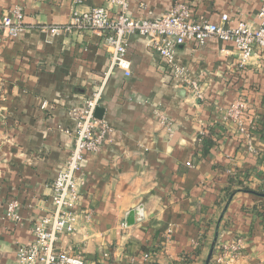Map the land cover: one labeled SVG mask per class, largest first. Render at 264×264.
Returning a JSON list of instances; mask_svg holds the SVG:
<instances>
[{
  "label": "crops",
  "instance_id": "0c3cea01",
  "mask_svg": "<svg viewBox=\"0 0 264 264\" xmlns=\"http://www.w3.org/2000/svg\"><path fill=\"white\" fill-rule=\"evenodd\" d=\"M109 1L0 0V21L19 7L27 27L17 38L0 31V264H15L17 247L49 215L75 140L72 112L99 91L113 132L80 172L81 210L94 218L62 236L57 249L74 247L87 264H206L217 239L209 263L217 264L220 247L240 236L245 248L233 264H264V55L241 67L232 42L180 46L178 63L203 86L198 100L146 38H128L132 74L125 77L111 67L106 34L52 37L39 28L68 25L74 10ZM176 1L137 0L129 16L161 17ZM181 1L195 20L221 24L228 15L225 27L258 24L261 0ZM242 96L255 115L257 154L223 121ZM14 200L17 220L5 216Z\"/></svg>",
  "mask_w": 264,
  "mask_h": 264
},
{
  "label": "built area",
  "instance_id": "2783aa9c",
  "mask_svg": "<svg viewBox=\"0 0 264 264\" xmlns=\"http://www.w3.org/2000/svg\"><path fill=\"white\" fill-rule=\"evenodd\" d=\"M134 1L137 0H110L107 7H98L87 12L74 10L68 25L39 28L52 37L78 31L106 34L105 43L111 53V67L121 71L125 77L132 74L128 38L132 35L146 38L174 77L186 85L198 100L204 99V89L200 81L194 79L178 63L177 49L180 46L194 43L204 47L212 38L232 42L236 46L241 67L250 66L264 55V0H261L257 25L239 22L235 27H225L230 22L228 15H222L221 24L195 20L189 5L181 0H177L172 11L166 15L136 19L129 16L130 5ZM113 13L115 16H112ZM24 20L23 9L16 7L1 19L0 31L8 38H17L26 31ZM101 95V91L94 93L86 100L82 109L72 112L76 125L75 140L69 158L57 173L52 186V209L49 215L33 224L32 241L17 247L15 264H87L85 257L74 247L58 250L57 243L64 235L79 233L83 223L91 224L94 218L93 211L81 210L84 183L80 172L85 157L88 154L101 153L113 132L108 123L95 116ZM223 121L228 129L240 136L248 153L257 154L258 150L253 141L256 131L255 115L245 96L240 97L226 110ZM18 208L19 203L11 201L6 206L5 216L8 219H19ZM244 248V239L240 236L234 237L220 247L216 263H235ZM150 259L151 255L146 253L144 260Z\"/></svg>",
  "mask_w": 264,
  "mask_h": 264
},
{
  "label": "water",
  "instance_id": "95a60500",
  "mask_svg": "<svg viewBox=\"0 0 264 264\" xmlns=\"http://www.w3.org/2000/svg\"><path fill=\"white\" fill-rule=\"evenodd\" d=\"M103 113H104V110L103 109L97 108L96 113H95L96 118H98L99 120H102ZM216 244H217V239L215 240V242L212 245V249H211V252H210V255L208 257V260H207V263L206 264H209L210 263V260L212 258V255H213V252H214V249H215Z\"/></svg>",
  "mask_w": 264,
  "mask_h": 264
},
{
  "label": "trees",
  "instance_id": "16d2710c",
  "mask_svg": "<svg viewBox=\"0 0 264 264\" xmlns=\"http://www.w3.org/2000/svg\"><path fill=\"white\" fill-rule=\"evenodd\" d=\"M262 132H264V131H262ZM188 257H190V258H191V256H189V255H188ZM188 257H187V258H188Z\"/></svg>",
  "mask_w": 264,
  "mask_h": 264
}]
</instances>
